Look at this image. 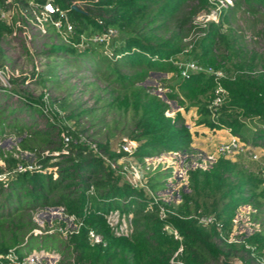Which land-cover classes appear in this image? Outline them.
Returning a JSON list of instances; mask_svg holds the SVG:
<instances>
[{"label":"trees","instance_id":"trees-1","mask_svg":"<svg viewBox=\"0 0 264 264\" xmlns=\"http://www.w3.org/2000/svg\"><path fill=\"white\" fill-rule=\"evenodd\" d=\"M42 1L0 0V67L9 59L1 39L14 29L20 30L26 19L33 20ZM52 1L64 10L70 28H65L64 16L58 12L50 15L60 17L58 27L49 17L43 19L45 31L53 29L47 32L48 39L59 40L49 43L48 52L60 54L55 59L62 58L76 67L88 60L93 73L112 85L115 91L111 103L117 110L131 113L128 136L138 142L125 155L144 166L146 157L186 151L191 145V131L182 113L165 114L167 102L137 83L150 70L170 73L172 82L162 78L164 86L169 87L166 96L181 106L187 107L186 102L196 105V123L212 130L228 128L243 142L264 145V73L248 74L247 70H232L226 65L232 45L221 25L228 22L226 10L230 6L221 10L216 21L199 28L203 33L183 50L188 44L184 37L193 25L192 16L206 8L208 0ZM237 1L264 16V0ZM10 7L9 17L1 14ZM107 27H115L116 32L107 34ZM100 32H105L106 38L91 40V34ZM183 53L204 66L221 68L225 76L216 79L203 71L181 75L176 61ZM34 70L31 73L38 74V82L59 85L58 79L51 78L52 65L44 73ZM217 84L225 92L220 102L209 108L207 103L220 93ZM11 85L0 83V98L7 99L13 93L17 96L13 106L0 102V135L6 127L17 133L25 130L18 145L35 154V167L15 171V163L22 160L0 151V175H5L0 178V264H6L10 251L15 256L12 264H32L24 257L39 247L55 249L60 255L56 264H232L234 259L244 264H264V229L240 234L238 241L226 240L237 208L250 204L256 196L264 198V167L262 176H249L243 170L239 175L235 164L220 157L205 169H186L188 190H179L178 202L158 198L156 203L142 188L122 180L87 144L70 141L67 152L62 151L60 131L73 136L87 131L79 120L81 114H87V108L76 109L59 98L52 108L54 117L48 118L43 109L47 102L44 92L34 96ZM42 116L43 126L36 127ZM246 117H257L262 123L249 129ZM97 145L108 157L120 155L110 149L106 138ZM168 168L148 172L146 185L153 195L164 185V180L156 177L169 174ZM158 204L169 210L164 217L159 216ZM43 206L61 207L65 216L72 217L74 228L66 231L64 239L53 232L41 236L33 233L32 229L38 227L33 212ZM113 210L131 213L127 234L112 231L106 215ZM199 214H213L219 227L199 223ZM173 229L178 237L173 236ZM89 230L99 235V242L90 241Z\"/></svg>","mask_w":264,"mask_h":264},{"label":"rangeland","instance_id":"rangeland-1","mask_svg":"<svg viewBox=\"0 0 264 264\" xmlns=\"http://www.w3.org/2000/svg\"><path fill=\"white\" fill-rule=\"evenodd\" d=\"M78 1V0H76ZM232 3L225 8L228 16V22L222 23V29L230 36L232 51L226 59V65L232 70H247L248 74L264 73V16L259 11H251L244 7L242 2L231 0ZM211 4V3H210ZM209 4V6H210ZM208 6V7H209ZM208 7H206L208 9ZM10 7L9 12H11ZM4 12V16L8 15ZM35 20L21 23V29H14L10 34H6L1 39V45L5 54L9 57L6 63L10 70L17 72L15 78L9 70L4 71L0 78L7 76L11 86L19 91L29 92L36 96L40 92L47 95V110L45 113L48 118H53L52 108L57 106L59 101L69 102L71 106L78 108H87V114H81L79 117L83 126L87 127V134H91V138L96 142H102L107 139L110 146L114 145L119 135H128L132 125V115L130 112H122L115 108L111 103L112 94L115 91L105 79L100 75L93 73L92 68L88 66L89 61L85 60L84 64L79 67L63 62L59 58L60 54L48 52L49 43H57L59 40L55 37L48 39V31L51 33L53 29L47 32L38 28ZM43 27V26H42ZM180 61H184L188 57V53L180 55ZM63 60V61H62ZM72 61V60H70ZM52 65V80L58 84L55 86L51 82H38L34 71L44 73ZM91 66V65H90ZM105 65H102L103 68ZM250 70V71H249ZM170 73L159 71L149 72L142 80L137 82L139 85L146 86L148 89L157 94L161 99L167 102L165 114L173 115L174 112L180 111L184 116V120L191 131V145L186 151L162 153L156 157L147 158L145 163L149 166L139 165V169L147 179L150 170L153 168L161 170L169 167V174H163L156 177L158 180H164L162 188L158 189L154 194L165 200L178 202L179 190L186 192L187 187V168H194L197 163L211 160L212 158H224L236 165V170L240 175V171H244L246 175L262 176V168L264 167V145L257 144L255 146L248 142H243L239 138V148L235 151L224 155L216 153V147L229 139L230 131L212 130L195 122L196 105L187 103V107L168 98L165 91L169 88L164 86L162 78H168ZM23 76V78H22ZM22 78V80H21ZM172 82L170 77L167 79ZM1 83V82H0ZM2 84V83H1ZM0 102L13 106L17 103L16 94H11L7 99L1 97ZM72 107V108H74ZM51 108V109H50ZM26 117V115H24ZM249 129L259 126V118H245ZM39 123L36 127L43 126L45 119L39 117ZM71 124V120H67ZM25 134V130L20 133L5 128L0 135V151L10 152L18 159L25 163H35V154L31 151L20 149L18 145L19 138ZM47 151H43L45 154ZM55 159H52L53 161ZM211 160L207 166L213 162ZM170 164H169V163ZM0 166L3 167V161L0 159ZM152 166V168L150 167ZM198 167V166H197ZM166 171V170H165ZM149 172V173H148ZM264 177V175L262 176ZM144 178V180H145ZM239 180V177L237 178ZM263 185V184H262ZM261 185L254 189L258 190ZM121 226L123 231L130 229L128 222L129 213L122 215ZM33 220L37 224V228L33 231L37 236L43 233L53 232L58 238L64 239L65 233L74 228L72 217L65 216L58 206H43L33 212ZM235 223L232 225L233 231L239 235H247L256 229H264V198L260 196L254 197L250 204L244 203L240 205L234 214ZM46 228V230H44ZM38 243L35 242L34 246ZM60 255L55 249L46 250L45 248H34L26 254L24 260L32 264H56ZM236 260V259H235Z\"/></svg>","mask_w":264,"mask_h":264},{"label":"built area","instance_id":"built-area-1","mask_svg":"<svg viewBox=\"0 0 264 264\" xmlns=\"http://www.w3.org/2000/svg\"><path fill=\"white\" fill-rule=\"evenodd\" d=\"M211 3V4H210ZM232 1L231 0H208V6L210 4V6L207 8H203L198 10L191 19L192 22V27L189 30L188 34L184 37L185 40H188V44L186 45V47L183 50H187L192 43L194 42V40L196 39L197 36H199L200 34L203 33L202 29H199L201 27H205L207 25V22L210 20H217L219 13L221 12L222 9H224L226 6L231 5ZM54 12H58L59 16H64V25L66 29L70 28V23L66 18V15L64 14V10L59 8L58 5L54 4L52 0H43L40 4L39 10L38 12H34V19L35 22L37 24H41L38 25V28L42 29L43 31H45V28L43 26V19H46L47 17L50 18V20L53 22V24L58 27L59 23H60V17L57 16L56 18H52L50 17L51 13ZM2 15H4V12L1 13ZM8 14V12H7ZM7 17H9V14L7 15ZM31 21V20H30ZM23 24V23H22ZM43 26V27H42ZM22 30V29H21ZM14 31V30H13ZM107 34L109 33H115L116 29L115 27H107ZM107 34L105 32H100V33H93L91 34V40H98V41H102L104 38H106ZM178 66L180 67V74L181 75H186L189 72H193V71H203L205 73H210L213 75L214 78L219 79V77L225 76L223 70L221 68H214L212 66H204L202 64H200L199 62H197L195 59L193 58H187L184 61H176ZM9 70L8 72H10L12 75H16L17 72H14L13 70H10L8 65L5 64L3 67H0V76H2V74H4V71ZM7 72V71H6ZM8 74L7 76H4V78H0V82L4 85H9V79H8ZM216 89L219 90L220 93H216L211 100L207 103V107L211 108V107H215L221 100L222 98V93L225 92V89L217 84ZM44 111L46 110V106L43 107ZM227 132H229L228 128H224ZM60 135L62 137V141H63V147L61 148L63 152H67L66 150V146L68 144V142L72 141V142H77V143H81V144H87L88 147H90L93 152L97 153L98 155L101 156V158L104 160V162L111 167L112 169H114L116 171V173H118L120 175V177L122 178V180L126 181L128 184H130L132 187L134 188H142L145 192H147L151 198L153 202L157 203L158 198L162 199L165 202H168V200H165L159 196H156L155 194L153 195L150 191V189L147 187L146 185V178L143 177L140 169H139V163L134 160L133 158L125 155V154H130L137 146L138 142L136 141V139L129 137L128 135H119L116 138V141L114 143V145L110 146V149L115 152V153H119L120 155L117 156L116 158H111L108 157V155L106 153H103L98 145L97 142L95 141V139L91 138L86 131L85 132H78L75 136H73L70 133L65 132L64 130L60 131ZM239 144H244L243 142L239 141V137L237 135H234L230 132L229 134V139L227 142L221 143L216 147V153L219 155H224L227 153H230L235 151L236 149L239 148ZM156 157V156H154ZM147 158H151V157H146L145 161ZM216 157L212 158L211 160H215ZM211 160H208V162L202 161L197 163L198 167H201L202 169H205L207 167V163H209ZM169 163V162H168ZM171 163V162H170ZM169 163V164H170ZM146 166H149V163H145ZM35 167V164H31V163H25L23 161H17L15 163L14 166V170L15 171H23L25 169H32ZM152 168V166H150ZM0 178H5L4 174L0 175ZM145 178V180H144ZM187 178V177H186ZM176 203V202H174ZM61 211L62 208L60 207ZM167 211H169L167 208H165L163 205L158 204V212H159V216L160 217H164L165 214L167 213ZM124 213L119 212L118 210H113L110 211L107 215H106V219L109 223V225L111 226L112 231L115 234H119V233H124L127 234L129 232V230L127 232L123 231L122 226H121V222H122V215ZM130 217H131V213H129V218H128V222L130 225ZM197 221L203 225H208V224H215L216 227H219V222L216 220V218L214 217L213 214H199L197 216ZM235 220L234 217L232 218V225H234ZM35 228L32 229V231H34ZM173 236L174 237H178V234L176 232V230H172ZM36 234V233H34ZM88 237L90 239L91 242H99L100 237L98 234H96L95 232H93L92 230H89L88 232ZM226 240L227 241H238L240 240V235L239 233H236L233 231V227L231 229V231L227 234L226 236ZM7 262L6 264H12V261L14 259V254L13 252H9L7 255ZM223 264V263H220ZM232 264H244L243 262H241L239 259H234L232 261Z\"/></svg>","mask_w":264,"mask_h":264},{"label":"water","instance_id":"water-1","mask_svg":"<svg viewBox=\"0 0 264 264\" xmlns=\"http://www.w3.org/2000/svg\"><path fill=\"white\" fill-rule=\"evenodd\" d=\"M75 7V5H73ZM149 72H159V71H155V70H150Z\"/></svg>","mask_w":264,"mask_h":264},{"label":"crops","instance_id":"crops-1","mask_svg":"<svg viewBox=\"0 0 264 264\" xmlns=\"http://www.w3.org/2000/svg\"><path fill=\"white\" fill-rule=\"evenodd\" d=\"M216 130H225L224 128H219V129H216ZM226 131V130H225Z\"/></svg>","mask_w":264,"mask_h":264}]
</instances>
